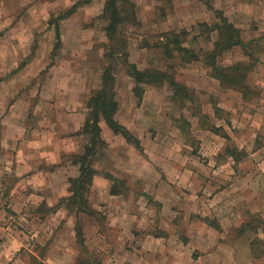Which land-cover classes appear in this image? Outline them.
I'll return each instance as SVG.
<instances>
[{
    "label": "rangeland",
    "instance_id": "1",
    "mask_svg": "<svg viewBox=\"0 0 264 264\" xmlns=\"http://www.w3.org/2000/svg\"><path fill=\"white\" fill-rule=\"evenodd\" d=\"M127 1L128 62L181 90L135 93L115 68V120L140 149L100 123L106 146L79 207L70 181L106 64V0H0V264H172L202 224L222 238L206 264H264V0ZM222 19L240 43L218 50L219 32L231 35ZM172 35L192 53L173 51ZM211 62L241 75L221 84ZM199 250L177 260L203 264Z\"/></svg>",
    "mask_w": 264,
    "mask_h": 264
},
{
    "label": "trees",
    "instance_id": "2",
    "mask_svg": "<svg viewBox=\"0 0 264 264\" xmlns=\"http://www.w3.org/2000/svg\"><path fill=\"white\" fill-rule=\"evenodd\" d=\"M166 1V0H165ZM170 1V0H167ZM203 4L209 5L210 0H200ZM121 6H124L123 9ZM75 7V6H74ZM74 7L69 10L66 15H69ZM133 5L127 0H106L104 8L102 10L101 18L108 22L105 27V36L107 38V50L104 54V60L106 61L102 68L100 77V88L94 91L86 102V117L81 128V133L89 137V144L84 148V153L77 158L75 164L79 165V175L77 178L70 181L71 196L70 199L73 204L82 207V191L85 187H89L92 182V178L96 175V172L90 167L89 158L94 153L96 146L105 147L106 143L101 138L100 123H104L106 127L112 132L113 135L121 136L126 143H130L136 150L140 149L138 140L126 129L123 125L115 120V114L118 109V104L115 100L114 87H115V75L114 71L118 65L125 68V73L129 76L134 83L133 92L139 93L142 85H153L160 87L167 84L172 87L173 91L181 90L180 86L172 79V76L167 75L165 71L161 69H138L134 64L128 62V54L126 51V40L122 32L118 31L126 22L131 24L135 23V13ZM64 17V16H62ZM60 19H63V18ZM222 24L227 26L230 30V36L227 37L225 43L222 44V31L219 32V42L214 44L216 49H229L239 45V40L234 38V30L224 19L221 20ZM169 45H172V50L176 53L184 52L185 54L192 53L188 49L181 47L179 44L178 36L166 37ZM169 45H164L167 54L171 55L169 51ZM217 52V51H216ZM215 53H210V59L213 60ZM218 53V52H217ZM212 77L217 79L219 83H229L228 77L240 76L238 69L231 68H219L211 62ZM243 80V76L241 81ZM233 83L232 85H236ZM238 85V84H237ZM178 92V91H177ZM111 194L115 195L111 190Z\"/></svg>",
    "mask_w": 264,
    "mask_h": 264
},
{
    "label": "crops",
    "instance_id": "3",
    "mask_svg": "<svg viewBox=\"0 0 264 264\" xmlns=\"http://www.w3.org/2000/svg\"><path fill=\"white\" fill-rule=\"evenodd\" d=\"M129 128H130V126L127 127V129H129ZM129 131H130V129H129ZM101 134L108 135L107 131H105L102 126H101ZM202 225L205 226V230L203 231V233L202 232L192 233L193 236L190 238L192 241H190V239H189V240L185 241L186 243L185 242L183 243L182 240H184V239H182V240L178 241V242H182V243L177 242V244L179 245L177 247L180 249H177L178 251L175 252L176 257H175L174 263H172V264H182V262L178 261L177 258H179L182 255L184 256L183 250H186L189 246H193V245H194V249L199 250L201 248V250H199V251H201V253L198 254L197 252H195V254L198 255L197 259H196L197 262L206 264V263L210 262L211 259L217 255V249L215 247L216 246V240L222 239L221 234H217V232L210 226H207L205 224H202ZM172 238H173V236L169 237V240H172ZM203 249H204V251L202 252ZM225 249H227V247H225V245H223L222 249H220V250L224 251V254H225ZM170 256H171V254H170ZM189 261H192V260H189ZM224 264H226V262H224Z\"/></svg>",
    "mask_w": 264,
    "mask_h": 264
}]
</instances>
